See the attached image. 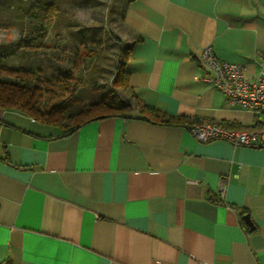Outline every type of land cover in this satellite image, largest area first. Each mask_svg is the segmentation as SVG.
<instances>
[{
  "label": "crops",
  "instance_id": "1",
  "mask_svg": "<svg viewBox=\"0 0 264 264\" xmlns=\"http://www.w3.org/2000/svg\"><path fill=\"white\" fill-rule=\"evenodd\" d=\"M121 19L141 102L234 129L262 120L201 79L199 51L254 79L264 0H128ZM35 29L0 44L41 41ZM190 126L109 116L64 134L0 108V264H264V145Z\"/></svg>",
  "mask_w": 264,
  "mask_h": 264
},
{
  "label": "rangeland",
  "instance_id": "2",
  "mask_svg": "<svg viewBox=\"0 0 264 264\" xmlns=\"http://www.w3.org/2000/svg\"><path fill=\"white\" fill-rule=\"evenodd\" d=\"M127 1L0 0V32L8 35L7 40L15 29L29 35L36 28L35 33L43 36L23 46L0 44V66L33 70L40 80L71 72L77 78L72 96L58 95L51 102L64 105L70 113L109 92L139 108L130 90L112 85L121 50L131 38L121 19ZM29 8L30 15L23 18ZM39 43L40 48H35ZM0 77L7 76L0 73Z\"/></svg>",
  "mask_w": 264,
  "mask_h": 264
},
{
  "label": "trees",
  "instance_id": "3",
  "mask_svg": "<svg viewBox=\"0 0 264 264\" xmlns=\"http://www.w3.org/2000/svg\"><path fill=\"white\" fill-rule=\"evenodd\" d=\"M130 51V44L121 50L122 59L116 65L112 80V85L116 88H129V72L126 69V63ZM76 58L77 53H75L73 65H76ZM37 71L41 72V69ZM0 73L7 76L6 78L0 77L1 109L21 111L35 120L62 128L64 134L75 131L89 121L109 116L140 118L165 125H193L203 122L190 121L184 115L169 114L146 105L131 90V96L138 103L137 111L134 105L122 99L116 92H109L98 101L84 104L78 110L70 113L64 105L52 104L51 102L58 98V95L72 96L77 78L71 72L40 80L39 78L35 79L33 70L2 65L0 66ZM11 77L17 79H10Z\"/></svg>",
  "mask_w": 264,
  "mask_h": 264
},
{
  "label": "built area",
  "instance_id": "4",
  "mask_svg": "<svg viewBox=\"0 0 264 264\" xmlns=\"http://www.w3.org/2000/svg\"><path fill=\"white\" fill-rule=\"evenodd\" d=\"M199 60L204 67L201 79L220 90L230 106H240L262 116L254 127L234 129L217 123L200 122L190 126L192 136L200 142L225 140L233 146L264 145V57L260 56L256 77L249 80L245 67L217 58L211 44L199 51Z\"/></svg>",
  "mask_w": 264,
  "mask_h": 264
},
{
  "label": "water",
  "instance_id": "5",
  "mask_svg": "<svg viewBox=\"0 0 264 264\" xmlns=\"http://www.w3.org/2000/svg\"><path fill=\"white\" fill-rule=\"evenodd\" d=\"M244 219H245V221H246V223L248 224V225H252L251 224V221L249 220V216L246 214L245 216H244Z\"/></svg>",
  "mask_w": 264,
  "mask_h": 264
}]
</instances>
